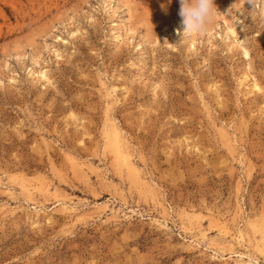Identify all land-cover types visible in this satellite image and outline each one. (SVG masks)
<instances>
[{
  "label": "rangeland",
  "instance_id": "374dc122",
  "mask_svg": "<svg viewBox=\"0 0 264 264\" xmlns=\"http://www.w3.org/2000/svg\"><path fill=\"white\" fill-rule=\"evenodd\" d=\"M254 3L0 0V264H264Z\"/></svg>",
  "mask_w": 264,
  "mask_h": 264
},
{
  "label": "clouds",
  "instance_id": "9594fccd",
  "mask_svg": "<svg viewBox=\"0 0 264 264\" xmlns=\"http://www.w3.org/2000/svg\"><path fill=\"white\" fill-rule=\"evenodd\" d=\"M249 2L253 7L256 6L254 0ZM218 12L215 0H180L179 15L182 18L183 31L180 32L178 29V34L181 37L204 35Z\"/></svg>",
  "mask_w": 264,
  "mask_h": 264
},
{
  "label": "bare ground",
  "instance_id": "6f19581e",
  "mask_svg": "<svg viewBox=\"0 0 264 264\" xmlns=\"http://www.w3.org/2000/svg\"><path fill=\"white\" fill-rule=\"evenodd\" d=\"M44 76V75H43ZM119 130V129H118ZM119 138V137H118ZM119 140V139H118ZM119 145V144H118ZM118 150V149H117ZM122 153V152H121ZM124 156V154H122ZM125 159H127V157L125 156ZM128 166V165H127Z\"/></svg>",
  "mask_w": 264,
  "mask_h": 264
}]
</instances>
